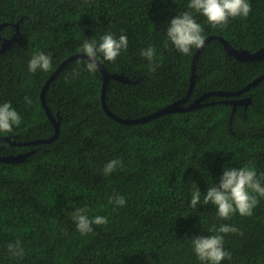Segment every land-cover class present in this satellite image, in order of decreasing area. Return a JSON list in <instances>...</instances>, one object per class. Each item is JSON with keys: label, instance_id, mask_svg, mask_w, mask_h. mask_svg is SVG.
<instances>
[{"label": "trees", "instance_id": "trees-1", "mask_svg": "<svg viewBox=\"0 0 264 264\" xmlns=\"http://www.w3.org/2000/svg\"><path fill=\"white\" fill-rule=\"evenodd\" d=\"M248 2L247 18H230L220 28L190 9V0H0V46L11 40L0 52V103L11 102L21 116L18 127L0 136L22 143L0 140V157L28 153L16 162L0 158V264H202L192 238L215 234L210 229L221 224L243 233L224 234L232 258L221 264H264V197L258 196L253 215L237 212L228 220L202 203L225 167L254 168L264 186V78L241 94L251 98L248 106L234 108L228 100L238 95L219 94L264 73V59H239L221 40L238 49L264 47V0ZM185 11L206 40L190 94L199 49L184 55L165 45L170 20ZM105 33L128 37L127 50L114 62L100 58L111 74L132 80L108 83L106 101L116 116L143 118L188 94V103L209 94L205 104L137 123L110 115L102 70L86 71L87 57L77 52L85 40L99 42ZM149 46L160 65L154 74L140 55ZM38 52L51 56L49 71L28 70ZM74 54L80 56L53 75ZM47 82L46 100L60 122L56 137L41 98ZM113 159L122 167L104 176ZM198 189L201 204L192 208ZM114 195L127 203L114 208ZM77 208H86L90 219L107 217L108 224L82 235L72 219ZM17 240L23 257L8 253Z\"/></svg>", "mask_w": 264, "mask_h": 264}, {"label": "clouds", "instance_id": "clouds-1", "mask_svg": "<svg viewBox=\"0 0 264 264\" xmlns=\"http://www.w3.org/2000/svg\"><path fill=\"white\" fill-rule=\"evenodd\" d=\"M188 7L206 17L207 22L213 27L220 28H227L230 18H247L252 11V5L248 0H190ZM202 33L203 28L194 19L192 13L185 11L170 20L166 31L165 45L167 46L170 42L178 52L189 55L193 48L199 49L204 46L205 37ZM127 48V35H120L117 39L113 34L105 33L100 37L99 42L95 39L85 40L77 52L86 54L88 57L85 70L95 73L99 67L100 58L104 61L114 62L121 51H126ZM140 55L148 60V70L154 74L160 66L155 60V47L149 46L141 49ZM51 67V56L43 52L35 53L28 63V70L32 73L38 70L47 72ZM72 75L78 76L79 71L73 70ZM25 100L28 104L32 103L29 97H25ZM20 124L21 116L11 102L0 103V133H11L14 127H18ZM118 167H122L121 161L115 159L109 161L103 169L104 176L110 175ZM261 175L264 176V173ZM258 196L264 197V186L257 178L254 168L248 166L225 167L220 183L218 185L214 183L207 189L206 194L203 195L202 203L203 205H214L217 216L221 220H228L237 212L241 216L253 215L254 209L259 204ZM109 202L114 205V208L127 203L126 199L119 195L110 197ZM199 204H201V192L198 189L192 193L190 206L196 208ZM86 212V208H77L72 213L76 228L82 235L93 232V225L108 224L107 217L97 215L90 219ZM210 231L215 234L192 238L193 251L199 261L202 264H221L225 258L231 260V253L224 249V234L243 235V233L229 224H221L219 228L213 226ZM7 248L9 255L13 257L25 255L19 240L14 244L9 243Z\"/></svg>", "mask_w": 264, "mask_h": 264}, {"label": "water", "instance_id": "water-1", "mask_svg": "<svg viewBox=\"0 0 264 264\" xmlns=\"http://www.w3.org/2000/svg\"><path fill=\"white\" fill-rule=\"evenodd\" d=\"M2 26H0L1 28ZM221 40L223 41V43L225 44L227 50L229 51L230 54L235 55L236 57H238L239 59L242 60H258V59H264V47L258 49L257 51H251L249 49H238L233 47L230 42L224 38L221 37ZM206 41V40H205ZM11 40L10 39H4L2 46L0 47V52H4L7 47L10 45ZM205 45V43H204ZM204 47V46H203ZM199 48V50L197 51L195 57H194V61H193V66H192V74H191V85H190V90H189V94L191 93V90L195 84L196 81V77H197V72H196V66H197V59H198V52L203 48ZM82 55V54H81ZM76 56H80V54H74L72 56H70L67 60H65V62L61 63V65L57 68V70L54 72L53 75H56V73L58 71H60L63 67L64 64H66L67 62H69L71 59H73ZM85 57L86 54L84 55ZM88 58V57H87ZM99 68L102 70L103 72V76H104V82H103V92H102V97H103V105L105 110L110 114L115 116L118 120L125 122V123H137L139 121H146V120H150L152 118H154L155 116H158L160 114L163 113H167V112H177V111H185V110H191L197 107L202 106L203 103V99L204 97L206 98L209 94L204 95L203 97L195 100L194 102H191L189 104H184L189 100V94L187 96H185L184 98L178 99L176 101H174L171 104H168L162 108H160L159 110L143 117V118H122L119 116H116L108 107L107 101H106V90L108 87V83L110 81V79H118L124 82H131L132 80L124 75L121 74H111L109 72V70L107 69V67L103 64V62L100 60L99 62ZM53 77V76H51ZM262 78H264V73L259 75L258 77H256L253 81H251L250 83H248L246 86H244L242 89L234 91V92H230V91H219L221 95H237L240 92L243 91H247L249 90L251 87L255 86L258 81H260ZM47 85L48 82L44 85V88L42 90V102L45 106V108L47 109L48 115L50 116L51 120L53 121V123L55 124L56 128H57V133L55 134V137L60 133V122L56 119V117L54 116V114L52 113L47 100H46V90H47ZM235 105L238 103V101L240 100H232ZM242 102H244L246 105L251 101V98L248 97H244L243 100H241ZM52 138L46 139V140H51ZM0 140L1 141H5L8 142L10 144H22L19 143L15 140H13V138H11L10 136H0ZM42 141H44L42 139ZM28 153H24V154H16V155H7V156H1L0 158L2 160L8 161V162H16V161H21L23 159H25L27 157Z\"/></svg>", "mask_w": 264, "mask_h": 264}, {"label": "flooded vegetation", "instance_id": "flooded-vegetation-1", "mask_svg": "<svg viewBox=\"0 0 264 264\" xmlns=\"http://www.w3.org/2000/svg\"><path fill=\"white\" fill-rule=\"evenodd\" d=\"M242 89V88H241ZM243 92H245V91H243ZM243 92H240L239 94H237L239 97H237V98H231L230 100H228L229 102H232V104L234 105V108H236L237 106H239V105H244V106H248V104L246 105L244 102H242L241 100H243V98H244V96H241V94H243ZM232 100H240V101H238V103L235 105V103L232 101ZM190 103V102H189ZM188 103V101L186 102V103H184V104H189Z\"/></svg>", "mask_w": 264, "mask_h": 264}]
</instances>
